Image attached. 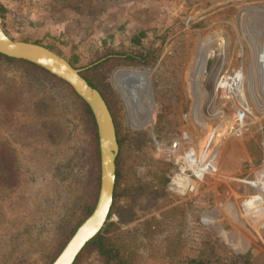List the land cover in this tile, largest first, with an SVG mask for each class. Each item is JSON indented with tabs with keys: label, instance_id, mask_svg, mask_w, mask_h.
<instances>
[{
	"label": "rangeland",
	"instance_id": "374dc122",
	"mask_svg": "<svg viewBox=\"0 0 264 264\" xmlns=\"http://www.w3.org/2000/svg\"><path fill=\"white\" fill-rule=\"evenodd\" d=\"M0 18L104 88L119 143L105 227L125 264H264V222L241 217L264 166V0H0ZM238 71L247 110L216 86ZM85 110L0 58V264H50L94 208L99 147ZM190 149L211 164L202 178L184 164ZM183 171L195 188L178 192ZM76 264L104 260L89 248Z\"/></svg>",
	"mask_w": 264,
	"mask_h": 264
},
{
	"label": "water",
	"instance_id": "95a60500",
	"mask_svg": "<svg viewBox=\"0 0 264 264\" xmlns=\"http://www.w3.org/2000/svg\"><path fill=\"white\" fill-rule=\"evenodd\" d=\"M0 54L29 62L58 80L90 110L97 128L99 147V191L91 213L77 226L50 264H74L85 246L101 232L110 216L116 185V157L119 143L110 109L102 94L82 76L81 70L58 52L38 43L16 40L7 35L0 18ZM212 52L208 54V66Z\"/></svg>",
	"mask_w": 264,
	"mask_h": 264
},
{
	"label": "built area",
	"instance_id": "2783aa9c",
	"mask_svg": "<svg viewBox=\"0 0 264 264\" xmlns=\"http://www.w3.org/2000/svg\"><path fill=\"white\" fill-rule=\"evenodd\" d=\"M217 90L223 89L225 92H227L233 99L237 100L238 102L243 103L245 94L241 95V91L244 93V86H243V77L242 74L237 76V72L232 74V75H223L220 76L217 79L216 82ZM241 90V91H240ZM243 96V98H242ZM246 106L245 102L243 104V107ZM247 110V107H245ZM237 135L241 134V131L236 132ZM178 146V144L173 145V148L175 146ZM176 149V148H175ZM189 153L191 155V158L196 166L201 168V174L202 176H198L197 173L195 172L196 170H199V168H196L195 171L192 170V173L197 177V178H202L207 171L210 169L204 168L206 166L211 165L210 163H207V160L202 158H199L195 155V153L190 149L188 150L185 154ZM183 176H186L187 178L182 179L181 185L174 184L173 185V180H172V189L182 192L185 190L189 189V186H193L195 188V182L191 179V175L185 174L184 172L180 173ZM253 187L256 188V193L248 196L242 205V210H241V217L247 220H251L254 223H263L264 222V166L261 169V171L257 174L256 180L252 183Z\"/></svg>",
	"mask_w": 264,
	"mask_h": 264
},
{
	"label": "trees",
	"instance_id": "16d2710c",
	"mask_svg": "<svg viewBox=\"0 0 264 264\" xmlns=\"http://www.w3.org/2000/svg\"><path fill=\"white\" fill-rule=\"evenodd\" d=\"M48 48L51 49V47H48ZM0 58H3V59H5L6 61H9V62L16 61V59L8 58V57L3 56L1 54H0ZM17 61H21V63H25L26 65H28L30 68L34 69L35 71H36V69L39 70L43 75H45L47 78H49V80H51L53 83L55 82L57 85L62 87L64 89L65 94L68 97H70L71 99L75 100L77 103L78 102L80 103L81 100H79V98H77V96H75V94L71 91V89L65 83H63L62 81L58 80L57 78H55L54 76H52L51 74L46 72L45 70H43V69H41V68H39V67L29 63V62H26L24 60H17ZM70 62L75 67V61L70 60ZM82 76L89 82V84L91 86L96 88L102 94V96L105 99V101L107 102V104H109L108 103L109 101L106 98V92H105L104 88H102L99 84L94 83L93 80L88 75H86V74L83 75L82 74ZM83 107H85V109H86L85 111L87 113H91L89 108L84 103H83ZM114 197H115V194H114ZM91 211L90 210L88 211L87 216L91 213ZM111 212H112V209H111ZM110 215H111V213H110ZM107 233H108V230H107V226H106V227H104L101 230V232H99V234L97 236H95L85 246V248L81 251V253L77 257V259H76L74 264H76L79 261V259L83 255V253L86 250H88L89 248L92 249V250H95V251H97L99 253L101 258L104 260V264H125V262L120 257V253L118 251L115 252L113 250V248L108 245V243H107Z\"/></svg>",
	"mask_w": 264,
	"mask_h": 264
},
{
	"label": "bare ground",
	"instance_id": "6f19581e",
	"mask_svg": "<svg viewBox=\"0 0 264 264\" xmlns=\"http://www.w3.org/2000/svg\"><path fill=\"white\" fill-rule=\"evenodd\" d=\"M202 59H203V57H202ZM263 59H264V57H263ZM208 63V62H207ZM203 64V63H202ZM204 65V64H203ZM199 68V67H198ZM240 75H241V72L240 71H238L237 72V76H239L240 77ZM243 77V76H242ZM118 85V84H117ZM118 86H120V85H118ZM123 89H126V87H124ZM241 91V90H240ZM241 95H244V93H243V91H241ZM242 98H243V96H242ZM129 100V99H128ZM246 107V106H245ZM151 117H152V115H151ZM150 121V113H148L147 114V117H146V121H145V124L146 123H148ZM177 147V145L175 146V148ZM177 149H174L173 150V153H175V151H176ZM178 159H179V157H178ZM180 160V159H179ZM183 160H184V164H185V166H189L190 168H192L193 167V165H195L194 164V162H193V160H192V158H191V155L189 154V153H187V154H185V156L183 157ZM196 166V165H195ZM208 167L209 166H206V167H204V168H207L208 169ZM196 168H199L198 166H196ZM184 172V171H183ZM196 173H197V175L198 176H202V172H201V168H199V170H196L195 171ZM182 173V172H181ZM183 178H187L186 176H183L182 174H180V173H178V174H176L175 176H174V180H173V185L174 184H177V185H181V183H182V179Z\"/></svg>",
	"mask_w": 264,
	"mask_h": 264
},
{
	"label": "crops",
	"instance_id": "0c3cea01",
	"mask_svg": "<svg viewBox=\"0 0 264 264\" xmlns=\"http://www.w3.org/2000/svg\"><path fill=\"white\" fill-rule=\"evenodd\" d=\"M145 35L144 34H137L136 36H134L133 38V43L136 45H139L141 43L142 40H144ZM47 47V46H46ZM52 49V48H51ZM54 50V49H52ZM76 60V59H75ZM70 61V60H69Z\"/></svg>",
	"mask_w": 264,
	"mask_h": 264
}]
</instances>
